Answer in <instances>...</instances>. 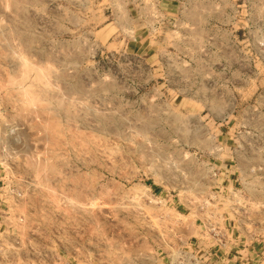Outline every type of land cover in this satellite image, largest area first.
Listing matches in <instances>:
<instances>
[{"label": "rangeland", "instance_id": "rangeland-1", "mask_svg": "<svg viewBox=\"0 0 264 264\" xmlns=\"http://www.w3.org/2000/svg\"><path fill=\"white\" fill-rule=\"evenodd\" d=\"M224 9L232 34L264 19V0H0V264H264V56L193 25Z\"/></svg>", "mask_w": 264, "mask_h": 264}, {"label": "crops", "instance_id": "crops-1", "mask_svg": "<svg viewBox=\"0 0 264 264\" xmlns=\"http://www.w3.org/2000/svg\"><path fill=\"white\" fill-rule=\"evenodd\" d=\"M157 3H159L157 5L160 6L159 8L161 9V10H159L161 23H163L164 25H169L172 22H175L176 20H178L179 17H181V15H177L176 13H174V11H172L168 7H164L163 3H162V6H161L160 5V1L159 2L157 1ZM143 8H145V2L144 1H143V6H138L137 13L141 12ZM125 10H126V12H128V9H127L126 5H125ZM131 14H132L131 16L134 15L133 9H132ZM216 14L217 13L214 12V11H207V13H199V12L197 14L194 13L193 18L197 19V20L193 21V25L194 26L196 24L198 25L197 26L198 30H199L197 32L198 36L205 34L207 31L211 32V30L216 28L217 29L216 33L221 32L222 36L223 35H227V38L229 37L230 27H231V22H230L231 11L228 10V9H224L223 11L218 13L219 14L218 16L222 20L221 22L220 21L218 22V21H215V20H211V18L216 17ZM138 20L135 19V22L138 21ZM133 21H134V19H133ZM182 23L186 24L185 22H182ZM220 25H222L223 27L221 28ZM143 26L145 27V25H143ZM148 34H149L148 30H145V29L141 30V27H138L136 25L134 26V28L132 30V36H133L132 41L135 42L134 49H138V50H140L141 48L144 49L145 52H144L143 55H144V60L145 61L147 60L148 57H151V54H150L149 50L152 48V41H150L148 39V37H147ZM215 39L216 38L214 37L215 47H219L216 44H220V42H216ZM141 40H142V44L139 47L137 45H139L138 43H140ZM223 44H224V48H227L226 45H228V39H227V41L223 40ZM128 46L129 45L127 43L126 47H128ZM212 52H215V50H213ZM225 56H224L223 61H222L223 64L230 65L231 64L229 62L230 61V57H225ZM186 60L187 59H185V57L183 56L182 64H186ZM189 248H190V245H189ZM189 250L190 251H186V252L187 253L190 252L189 253V255H190V254H192L194 249L192 248V249H189ZM186 252H184V253H186Z\"/></svg>", "mask_w": 264, "mask_h": 264}, {"label": "built area", "instance_id": "built-area-1", "mask_svg": "<svg viewBox=\"0 0 264 264\" xmlns=\"http://www.w3.org/2000/svg\"><path fill=\"white\" fill-rule=\"evenodd\" d=\"M237 22L238 25L233 31V34L231 32L229 33L228 44L230 46L236 44L240 47V50L248 47L254 51V59L261 62L264 56V19L256 18L249 25L247 19L243 21L237 20ZM221 37V32L216 33V39H221ZM241 61L242 59H239L236 62ZM229 62H232L231 58Z\"/></svg>", "mask_w": 264, "mask_h": 264}]
</instances>
